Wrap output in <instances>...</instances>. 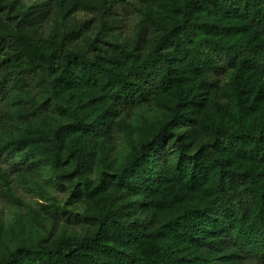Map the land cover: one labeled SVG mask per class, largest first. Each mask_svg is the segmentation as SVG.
Returning <instances> with one entry per match:
<instances>
[{"label": "trees", "instance_id": "trees-1", "mask_svg": "<svg viewBox=\"0 0 264 264\" xmlns=\"http://www.w3.org/2000/svg\"><path fill=\"white\" fill-rule=\"evenodd\" d=\"M26 1L0 0V120L16 91L39 89L43 101L33 96L30 106L18 110L28 120L58 110L68 92L87 91L94 95L90 101L103 102L52 134H10L0 145V163L15 170L44 160L62 166L66 150L74 163L90 168V138L127 122L159 95L193 78L205 89L216 88L235 67L264 73V0H73V9L92 17L45 38L40 28L61 0L24 6ZM154 8L164 18H152ZM139 14L144 17L127 44L105 39ZM93 26L98 35L86 41ZM250 29L256 34L244 37ZM245 92L237 82L236 122L209 124L210 138L196 151L187 130L178 132L196 122V102L185 95L173 117L160 121L112 176L116 188L145 197L160 193L161 206L170 201L168 181L203 189L202 204L153 226L123 219L131 199L116 204L98 195L96 212L81 218L95 224L92 233L69 243L19 247L0 264H103L104 251L108 264H264V121L253 117L260 105Z\"/></svg>", "mask_w": 264, "mask_h": 264}, {"label": "rangeland", "instance_id": "rangeland-1", "mask_svg": "<svg viewBox=\"0 0 264 264\" xmlns=\"http://www.w3.org/2000/svg\"><path fill=\"white\" fill-rule=\"evenodd\" d=\"M34 3V0H27L24 6ZM75 6L73 0L56 3L52 15L40 28L41 38L47 37L56 28L92 17L85 9H73ZM150 16L164 18L158 8L151 9ZM143 17V14L129 17L124 28L105 39L127 44L134 37ZM255 34L250 29L243 36ZM97 35L98 29L93 26L87 33L86 41ZM237 82H241L246 95L256 99L260 105L253 117L257 121H264V73L242 71L235 67L223 76L216 88L205 89L199 85L197 78H193L159 95L150 106L137 111L127 122L114 123L106 134L90 138V168L74 163L67 150L62 166L44 160L34 168L15 170L8 162L0 163V261L19 247L34 248L39 243H69L74 238L92 233L95 224L81 218L96 212L94 198L98 195H106L116 204L131 199L130 207L123 210V219L132 221L139 218L143 224L149 222L153 226L163 224L187 206L202 204L207 199L203 189L191 190L168 181L170 201L161 206L157 204L160 193L145 197L131 190L116 188L112 176L132 155L141 140L151 135L160 121L173 117L174 106L185 95H190L196 102V122L178 132L187 130L191 135L192 151L210 138L209 124L236 122L238 109L233 93ZM45 92L49 100L53 99V94ZM38 94L39 89L34 88L25 95L22 91H16L7 99L8 112L0 120V145L6 142L10 134L32 133L39 129L52 134L58 125L72 123L76 114L83 116L95 112L103 102L100 99L90 101L94 95L87 91L68 92L58 100V110H47L38 117L32 115L28 117L29 120L21 117L18 110L30 106L33 96L39 102L43 101ZM88 188L96 190V193L90 195ZM177 252L186 254L183 250ZM99 258L103 264H108L110 260L106 251L99 253ZM196 262L203 264V261Z\"/></svg>", "mask_w": 264, "mask_h": 264}]
</instances>
